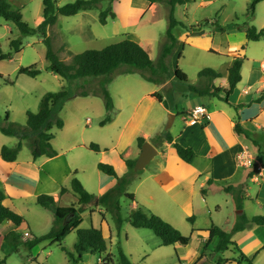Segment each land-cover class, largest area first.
<instances>
[{"label": "rangeland", "instance_id": "374dc122", "mask_svg": "<svg viewBox=\"0 0 264 264\" xmlns=\"http://www.w3.org/2000/svg\"><path fill=\"white\" fill-rule=\"evenodd\" d=\"M6 1L12 8L20 9L23 20L29 26L36 27L41 22L42 0ZM71 1L73 0H57V4L61 5ZM198 3L199 0L174 7L173 16L177 24L172 29L175 46L170 56H173L180 42L185 43L183 44L185 50L181 57L177 60L174 59L175 63L171 57L166 58L165 66L168 75L164 83L170 81L164 90L158 88L157 85L160 83H154L141 77V73L157 79H161V76L164 75L161 68L156 69L162 46L168 43L166 38L168 19L164 11L161 12V17L154 24L138 27L123 24L110 17L106 23L102 24L98 20L99 9L80 11L73 16L58 15L56 23L48 28L47 34L50 35L53 48L58 52L60 59L68 62L71 59L69 52L76 54L86 49H101L124 38L135 40L137 39L133 34L135 33L141 40V46L153 60L154 71H156L155 73H151L149 70L123 73L125 66L122 65L105 75L78 77L71 80L50 71L45 58L46 47L40 34H21L13 21L0 17L2 51L7 53L11 50L10 39L18 38L21 41L20 52L13 54L10 58L0 60V74L2 75L0 77V124L7 125L12 122L24 127L27 112L37 111L40 98L46 92H57L64 89L68 94V97L60 103L58 111V116L63 120V127L53 130L54 137L51 140L57 154L41 165L45 157L33 159L28 141L24 140L17 155L20 165H16L8 183L3 182L0 177V190L4 191L6 195L4 204L16 209L24 218V222L17 228H13L9 222L8 227L5 226L6 224L0 226V260L5 258L3 264H72L64 249L76 255L74 250V244L77 241L75 229L71 230L60 242L44 240L33 248H28L25 244V240L43 235L56 225L54 208L39 206L36 203L37 195L42 193L53 195L56 206H66L72 203L77 206V197L72 191L62 196L59 195L60 187L63 185L70 188V178L75 176L87 191L99 196L113 186L116 179L99 171L98 163L112 164L119 177L128 173L129 169L123 158L127 152L135 151L137 148L136 139L132 137L134 131L151 135L156 127V120L163 122L162 134L165 131L179 130V127L184 124L182 118L189 119L187 114H184L185 112H191L195 107L207 104L203 101L204 95L195 94L189 88L190 86L200 87L201 83L207 80V77L198 76L202 69L214 68L223 71L226 67V59L223 55L204 52L188 45V41L186 42L183 36L188 32L195 31L191 30L196 27L195 21L201 23L207 18L217 19V24L227 30L235 26L242 27L244 24L253 25L257 29H260V25L264 27V0L257 4L252 17L245 15L250 0H213L203 7H199ZM106 4V1L102 2L100 9H104ZM217 24L206 25L204 23L202 29L207 33L215 32L218 36L225 35L224 29H218ZM180 51H182V47ZM29 66L38 69L39 74L29 76L19 73L20 67ZM175 66H178L186 74L187 81L174 78ZM155 89L160 90L164 104L171 108V111L163 109L157 100L153 102L149 99L148 93ZM104 90L111 98L110 115L115 118L113 122L100 125V121L108 114L104 105ZM167 92L169 94L175 92L176 105L173 104L172 99L168 98ZM252 92L254 94L253 90H251ZM215 100L219 102L217 99ZM138 106L140 110L137 114L141 120L130 122L121 143L116 145L120 127L123 126L133 109ZM6 112L8 113L7 121L5 120ZM142 114H146V116L142 118ZM174 114L176 115L175 124L172 128H167L171 119L170 115ZM145 141L152 145H158V147L160 145L159 141L154 140L153 137H149ZM17 142V137L4 135L0 132V146L14 147ZM90 143L97 144L99 150L91 149ZM250 152L252 155L254 153L258 161L264 165V145L261 146L260 152L251 146ZM156 159L157 156L143 169L132 171L131 181L126 186V191L132 193L136 198L132 201L126 196L120 197L122 226L119 232L111 219V214L106 212L102 205L90 203L86 208L80 210L82 222L79 227L101 228L107 241V252L111 253L115 264L118 247L129 256L134 264H194L196 257L200 255L199 252L206 256L213 253L212 248L203 249L201 236L191 232L193 225L181 218L179 210L165 204L163 211L160 189L152 181L146 179V176L152 172ZM0 160V168L10 167L5 161ZM25 168L28 169L27 172ZM141 179L144 181L140 183ZM147 193H153L156 196L155 204H150L152 207L148 206L149 208L141 204ZM208 200L211 205L219 204L220 210L215 211L211 208L210 216L204 212L197 223L198 227H205L204 225L208 224L210 217L215 224L220 225L226 231L230 230L228 223H230L233 210L229 195L225 192L210 193ZM136 201H138L137 204H140L137 207H141L145 211H153L152 213L162 217L182 234L188 236V244L163 246L160 245L158 238L150 229L133 227L128 219L134 209L132 205ZM252 205L257 206L254 203ZM11 230L20 235L14 251L6 244L4 237ZM25 232H28L29 235L25 236ZM186 252H188L187 255ZM232 252V248L224 251L223 257H232ZM188 255L190 257L187 259ZM211 262L215 264V260H211ZM99 263L98 255L90 251L84 253L79 262V264ZM254 264H264V252Z\"/></svg>", "mask_w": 264, "mask_h": 264}, {"label": "trees", "instance_id": "16d2710c", "mask_svg": "<svg viewBox=\"0 0 264 264\" xmlns=\"http://www.w3.org/2000/svg\"><path fill=\"white\" fill-rule=\"evenodd\" d=\"M106 1L107 5L104 9H100L102 2ZM114 0H73L65 4L58 5L57 0H42V20L36 27H31L23 20L20 9H14L6 0H0V17L5 20H11L15 24L19 33L21 34H34L38 33L42 36V41L46 47L45 58L48 61V68L55 74L61 77L71 80L78 77L89 76H101L110 73L119 66H125L123 73H131L142 70H149L151 73H155L153 60L150 58L148 52L135 40L124 38L118 42L111 43L102 47L101 49H86L83 52L73 54L71 52V59L67 62L60 59L58 52L54 50L50 35L47 34L48 28L53 26L58 15L73 16L80 11H87L91 9H99L98 20L100 23H106L107 19L114 18L115 13L112 11V2ZM148 3H154L158 0H146ZM194 0H167V4L170 8L168 15V26L166 29V38L168 43L162 46V50L158 57L156 69L164 72L161 79L151 78L141 73V77L154 82L163 83L168 75L166 64V58L172 52L175 46V38L172 34L173 27L177 24L176 19L173 16V9L176 5H185L193 2ZM261 0H250V4L246 11V16L252 17L254 15L257 4ZM207 23V20L202 21L201 24ZM217 24V22L213 23ZM218 25V24H217ZM218 29H224L218 25ZM242 30L245 36L250 41L258 40L264 37V27L257 29L253 25L244 24ZM9 45L11 50L7 53L2 51L0 46V60L10 58L13 54H17L21 50V41L18 38L10 39ZM243 63V57L233 58L231 64L226 70L225 87H213L212 91H203L195 86H190L192 92H196L199 95H218V92L222 93V96L218 97L230 104L236 110V118L233 126L234 132L238 136H242L245 139H251L241 126L240 123V111L244 107V104H232L229 101L230 95L233 93L237 83L241 79L240 69ZM19 73H25L29 76H36L39 74V70L34 66L20 67ZM174 78L180 81H187L186 74L181 71L178 66L174 67ZM199 77H207L209 79H215L220 77V73L212 68H204L198 73ZM0 77L2 75L0 74ZM165 78V79H164ZM104 105L108 114L100 121V125H104L112 120L110 115L112 110L111 98L107 91L104 90ZM264 96V89L256 97L254 102H259ZM68 97L66 90H60L57 92H46L39 101V106L36 112H27L26 125L20 126L12 122L7 125L0 124V132L4 135L14 136L18 138V142L14 147H8L6 145L1 146L0 156L5 162H12L16 160L18 152L22 146V141L27 140L30 148V152L33 158L40 156L53 157L57 154L56 150L51 144V140L54 137V129H61L63 127V120L58 116L60 103ZM185 114V113H184ZM8 119V113L5 114V120ZM160 138L163 142L171 143L176 155L187 163H191L196 157L194 149L190 146H183L177 141H173V137L169 131H165L161 134ZM137 146L140 149L145 139L141 136L136 138ZM89 147L94 150H99V147L95 143H90ZM129 172L118 176L114 166L109 163L100 162L97 165L99 171L103 174L114 177L115 183L110 188L106 189L99 196H95L85 189L81 182L75 176L70 178V188L61 186L59 189V195L62 196L65 193L71 191L76 194L77 206L75 203L66 206L55 205V197L50 194H39L36 197V203L44 208L53 207L55 214L54 227L47 233L32 239L25 240V244L28 248H33L39 242L44 240H52L53 242H60L71 230H76L77 241L74 244L75 253L66 251L68 257L71 259L72 264H79L82 260L84 253L90 251L96 253L100 259L99 264H115L111 253L107 252V241L101 228L79 227L82 218L80 210L86 208L90 203L95 205H102L106 212L111 214L117 231L119 232L122 226V218L120 216V197L126 196L134 201V195L126 191V186L131 181L132 171L134 170V159H124ZM211 178L207 181V184H211ZM226 192L234 193L236 190L233 186L224 187ZM207 188H202L201 193L205 194ZM6 195L0 190V225L3 221L8 220L12 224L13 228L19 227L23 222V216L14 208L5 205L4 199ZM235 208H242L243 196L234 195ZM188 221H193V217L187 218ZM129 223L136 228H148L158 238L160 245H187L189 237L182 234L176 227L165 221L162 217L150 212L145 211L141 207H136L129 215ZM59 225V226H57ZM264 225V215H254L247 217L244 212L236 215L235 222L230 231H226L218 225L210 224L207 229L201 230V232H207L208 237L202 240V247L206 249L212 240L215 239V243L212 246V252L217 255L215 264H224L227 262H234L235 264H253L252 258L246 256L238 247L237 243L233 240L232 235L238 231H242L250 226ZM5 242L8 246L12 247V250H16V244L19 241L20 235L15 231H9L5 234ZM233 248L237 253L236 259H228L220 256L224 251L229 248ZM101 256V257H100ZM5 262V258L0 260V264ZM116 264H134L131 262L129 256H127L121 248L118 247Z\"/></svg>", "mask_w": 264, "mask_h": 264}, {"label": "crops", "instance_id": "0c3cea01", "mask_svg": "<svg viewBox=\"0 0 264 264\" xmlns=\"http://www.w3.org/2000/svg\"><path fill=\"white\" fill-rule=\"evenodd\" d=\"M196 1L197 0H194L193 2ZM212 1L213 0H199L198 6L203 7L210 4ZM112 11H115L116 14L113 18L114 20L127 25H136L138 27L141 25L154 24L161 17L162 11H164V14H166L168 19L170 8L167 4V0H158L154 3H148L146 0H114L112 2ZM41 20L42 18L40 21ZM206 20V25L217 22V19L212 20L207 18ZM195 22L196 27L191 29L195 31L188 32L183 36L186 42L188 41V45L204 52L223 55L226 59V67L223 71L212 68L220 73V77L215 79L207 78V80H204L201 83L200 87L196 86V88L203 91H212L213 87H225L227 84L226 70L228 66L231 64L233 58L243 57V63L240 69L241 79L237 83L233 93L230 95L229 101L236 105L244 104V107L240 111L239 121L244 131L249 134L252 140L245 139L242 136L235 134L233 126L236 118V110L233 106L218 97V95L222 96V93L220 92H218V95L216 96L209 94L204 95L203 101L207 102V104L201 106L209 114V119H200L194 124H190L188 119L183 117V126L179 127V130L175 129L173 132L169 131L173 137V141H177L183 146H190L194 149L196 157L191 163H187L180 159L176 155L171 143L162 141L160 136L163 132L161 131L163 128V122L161 120H156V127L153 129L151 135L149 133H138L134 131L132 137L136 139L138 136H141L145 140L149 137H153L154 140L159 141V147L158 145L153 144L158 151L154 156H157V159L154 162L152 172L146 176V179L152 181V183L160 189L162 194L163 211L165 204H169L170 207L179 210V213L182 215L181 218L188 221L187 218L192 216L193 221H189L193 225L191 232L196 233L195 235L201 236V240H205L208 237V233L201 232V230L207 229L210 224L215 223L210 217L208 224L204 225L205 227H198L197 223L199 219L202 218L204 212L208 213L210 216L211 208L215 211L220 210L219 204H210L208 200L210 193L225 192L231 198L233 215L230 219V223H228L230 230L235 222L236 215L242 212H244L247 217L264 215V165L258 161L254 153L252 155L250 152L251 146L260 152L261 146L264 145V96L259 102L253 101L264 89V37L255 41H250L246 38L245 33L240 26H235L228 30L224 29L225 35L221 34L218 36L215 32L207 33L203 31V24L200 25L199 21ZM260 26L263 27V25ZM133 34L137 38L135 41L141 45V40L135 33ZM183 44L185 43L180 42L176 51H174L173 56L169 55L174 63V59L176 58L177 60V58L181 57L185 50ZM181 47L182 51H180ZM169 81L170 80L165 83H160L157 85L158 88L164 90V88L169 85ZM160 90L155 89L148 93L147 96H149V99L153 102L154 100H157L166 111H171V108L164 104L162 99L163 95L160 93ZM251 90L254 91V94L253 92L251 93ZM193 93L198 94L196 92ZM168 98L172 99L173 104L176 105L175 92L168 93ZM215 99L219 102H216ZM139 110V106L134 108L132 113L124 121L123 126L120 127L119 134L116 138V145L121 143L123 135L126 133L127 125L132 121L138 122L136 121L137 119L141 120L137 114ZM186 114L188 113L185 112V115ZM144 116H146V114H142V118H144ZM114 118H112L110 122H113ZM175 121L176 115L174 114L170 125L171 128L175 124ZM244 148L248 149L255 161L250 167L240 166L236 160V155ZM115 150L117 149L115 148ZM139 153L140 149L137 146L135 151L127 152L123 159L136 160ZM42 157H45V160L42 161L41 165L49 161V158H52L46 156H40L37 158ZM6 163L10 165V167L7 168L4 166L3 168H0V177L3 179V182L8 183V179H10L14 168L16 165L20 164L17 161V158L12 162ZM26 169L27 168H25V171L27 172L28 169ZM210 178L212 181L211 184L208 185L207 181ZM143 181L144 179H141L140 183ZM226 186H233L236 190L239 189V191H235L234 193L226 192L224 190V187ZM202 188H207L205 194L201 193ZM236 194L237 196H243L241 209L235 208L234 195ZM135 198L136 197L134 196V199ZM155 199V194L147 193L145 197H143L141 204H143L142 206L146 205L147 208H149L148 206L152 207V205L155 204ZM137 203L138 201L134 202L132 208H136L140 205ZM252 203L257 206L252 205ZM166 213L167 211L165 214ZM8 222L10 223V221L5 220L0 226L2 227L6 224L5 226L8 227V225L11 224H8ZM109 236L111 237L110 230ZM232 238L237 243L239 249L246 256L252 258L254 263H256L257 259L264 252V225L250 226L242 231L234 233ZM214 243L215 239L209 243L207 250L212 248ZM232 250V257L226 258L236 259L238 257V253L233 248ZM187 254L188 252H186V255ZM199 254L200 255L196 257L194 264H213L211 260L213 261L218 257L214 253L207 256L204 253L201 254L199 252ZM220 256L223 257V253ZM189 257V255L186 256L187 259Z\"/></svg>", "mask_w": 264, "mask_h": 264}, {"label": "built area", "instance_id": "2783aa9c", "mask_svg": "<svg viewBox=\"0 0 264 264\" xmlns=\"http://www.w3.org/2000/svg\"><path fill=\"white\" fill-rule=\"evenodd\" d=\"M187 116L189 118L188 121L190 124H194L200 119L207 120L210 118L209 114L202 107H197L192 112H188ZM87 120L89 121V119ZM236 160L238 164L243 167H250L255 162L247 148H244L236 155ZM24 235L28 236L29 233L25 232Z\"/></svg>", "mask_w": 264, "mask_h": 264}, {"label": "water", "instance_id": "95a60500", "mask_svg": "<svg viewBox=\"0 0 264 264\" xmlns=\"http://www.w3.org/2000/svg\"><path fill=\"white\" fill-rule=\"evenodd\" d=\"M172 117L173 115H170L171 119L167 128L171 125ZM157 153V149L151 143L145 141L140 148V153L137 159L135 160L134 170L139 171L143 169Z\"/></svg>", "mask_w": 264, "mask_h": 264}]
</instances>
